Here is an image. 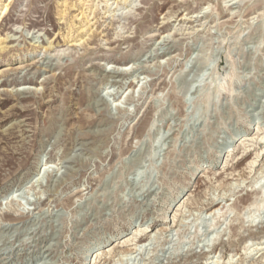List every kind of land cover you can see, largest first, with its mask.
<instances>
[{"label": "rangeland", "instance_id": "obj_1", "mask_svg": "<svg viewBox=\"0 0 264 264\" xmlns=\"http://www.w3.org/2000/svg\"><path fill=\"white\" fill-rule=\"evenodd\" d=\"M65 1L0 0V264H264V0Z\"/></svg>", "mask_w": 264, "mask_h": 264}, {"label": "bare ground", "instance_id": "obj_2", "mask_svg": "<svg viewBox=\"0 0 264 264\" xmlns=\"http://www.w3.org/2000/svg\"><path fill=\"white\" fill-rule=\"evenodd\" d=\"M65 3V5H66V8H65V10H62V12H61V14H62V17L61 18H64V19H66L67 18V10L68 9H71V7H73V6H75L76 4L75 3H72V4H69V3H67V0L64 2ZM10 5H11V2H8V3H6V4H3V7H2V9H4L5 10V12H7L8 11V9H9V7H10ZM91 8V7H90ZM92 10V9H91ZM2 12V11H1ZM93 12H94V10H93ZM92 12V13H93ZM94 14V13H93ZM75 17H71L72 19H71V26H70V29H69V32H68V34H67V38H68V42H67V44H70V46H82V45H84V46H87V45H89V43H90V40H91V38L94 36V34H95V31L93 30V26H94V24H92L91 22H92V20H90L89 19V17H88V15H87V13H86V11L85 10H82L81 12H79V14H77V15H74ZM78 16H80L81 17V22H83V24L82 25H80V26H78L76 29H75V26L74 27H72L73 25V23L75 22V20H74V18H77ZM185 16H182V19L184 18ZM80 19V18H79ZM78 20V19H77ZM80 30V32H78L79 34H81V35H72V38H71V36H69L71 33H73L74 31L76 32V31H79ZM85 32V33H84ZM80 36V37H79ZM65 37V38H66ZM79 37V38H78ZM167 36H163V38H166ZM71 38V39H70ZM8 41H6V38H2L1 40H0V55L1 54H3V53H5L6 51H8V49H9V45L8 44H6ZM52 45H53V42L51 41V42H49V46H47V47H45L47 50L48 49H50L51 47H52ZM43 48V47H42ZM129 67H130V64H122V66L120 67V68H118L117 70L115 69V73H125V72H128L129 71ZM19 68H21V67H19ZM3 75H5V73H4V71H0V78L3 76ZM0 86H2V85H0ZM24 86V85H23ZM23 88H28L27 87V85H25ZM46 167H52L51 165H46ZM263 193V192H262ZM215 203V202H214ZM213 203V204H214ZM218 204V203H217ZM263 206V202H261L260 204H259V209L261 208ZM219 209V207H217V208H214L211 212H210V214H216V211ZM153 230H150V231H147L148 233L149 232H152ZM146 232V231H145ZM138 234H136V236H137ZM150 235H152V234H150ZM133 240V238H130V239H128V240H126L124 243L125 244H129L131 241ZM147 240V239H146ZM148 241V240H147ZM140 242V241H139ZM131 244V243H130ZM136 244V243H135ZM137 246V245H136ZM263 248V247H262ZM261 248V249H262Z\"/></svg>", "mask_w": 264, "mask_h": 264}]
</instances>
